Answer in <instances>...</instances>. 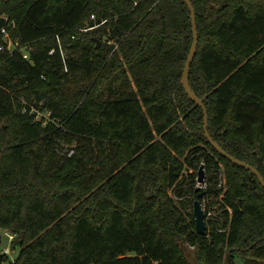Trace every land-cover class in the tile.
<instances>
[{
  "label": "trees",
  "instance_id": "trees-1",
  "mask_svg": "<svg viewBox=\"0 0 264 264\" xmlns=\"http://www.w3.org/2000/svg\"><path fill=\"white\" fill-rule=\"evenodd\" d=\"M191 2L190 84L209 133L264 177V0ZM2 17L30 54L0 50V231L16 236L14 264H193L181 238L195 264H264V188L211 146L182 84V0H0Z\"/></svg>",
  "mask_w": 264,
  "mask_h": 264
},
{
  "label": "water",
  "instance_id": "water-1",
  "mask_svg": "<svg viewBox=\"0 0 264 264\" xmlns=\"http://www.w3.org/2000/svg\"><path fill=\"white\" fill-rule=\"evenodd\" d=\"M187 7L190 10L191 13V20H192V32H193V43L184 67L183 71V77H182V84L183 87L187 93V95L190 97V99L196 103L197 106L201 107L203 109L204 113V129H205V137L207 138L208 142L211 144V146L216 149L224 158L228 159L231 163L251 171L260 181L261 185L264 188V177L262 174L259 172L258 169L255 167L251 166L250 164L241 161L237 159L236 157L232 156L228 152H226L210 135L208 126H209V117H208V112L207 108L204 104V102L198 98L192 91L191 84H190V69H191V64L194 61V58L196 56L197 50H198V45H199V33L197 29V19H196V10L191 2V0H182ZM7 21L6 17L0 18V35H1V29L5 26ZM98 42L97 47L99 48L102 45V42L98 39H95ZM198 183L203 184L205 183V168L202 165L199 169L198 172ZM200 187H197V191H199V199L195 200L194 202V216H195V222H196V231L200 235H205L207 231V223L205 220V213L203 209V205L201 203V199L204 197V193L200 192ZM1 234H0V242H1ZM230 253L228 254V256ZM227 256V258H228ZM227 260V259H226Z\"/></svg>",
  "mask_w": 264,
  "mask_h": 264
},
{
  "label": "built area",
  "instance_id": "built-area-1",
  "mask_svg": "<svg viewBox=\"0 0 264 264\" xmlns=\"http://www.w3.org/2000/svg\"><path fill=\"white\" fill-rule=\"evenodd\" d=\"M93 19H95V16L92 17ZM105 21H103L101 23V25L104 23ZM13 27L14 26V23L13 22H10L8 19L6 21V24L5 26L1 29V35H3V41H4V45L1 46L0 50L1 51H4V50H7L8 52H10L11 54H14L15 52H19L20 54H22V57L25 59V60H30V54L29 52L26 50V45H23V44H20L19 42H13L9 36V32H8V28L9 27ZM92 28H85V29H79L80 31H83V32H86V31H89L91 30ZM72 39H76V36L73 35L72 36ZM59 41V47H60V51L62 53V55H64V52H63V49H62V46H61V43H60V40L58 39ZM54 51H52L50 54H53ZM73 153V151L70 152V155ZM225 185V180L223 178V175H221V180H220V183H219V187H223ZM201 189H206L207 188V183H203V186L200 187ZM214 212V211H213ZM215 213V212H214ZM214 214L212 213V210H210L208 212V217H211L213 216ZM6 234L8 235L10 241H14L15 239V235L11 234L10 232H7L6 231ZM190 248L194 249L193 246H190ZM12 250L10 249H5L4 251H1V254H3L4 256H6L7 258L3 261V262H0V264L4 263V262H9L10 264H14L15 261H11L10 260V253H11Z\"/></svg>",
  "mask_w": 264,
  "mask_h": 264
},
{
  "label": "rangeland",
  "instance_id": "rangeland-1",
  "mask_svg": "<svg viewBox=\"0 0 264 264\" xmlns=\"http://www.w3.org/2000/svg\"><path fill=\"white\" fill-rule=\"evenodd\" d=\"M225 2H226V0H211V4L214 5V6H221ZM202 186H203V184L198 183V187H202ZM169 197L173 198L177 202V205L179 207L181 206V204H178L179 201L174 197V195H173V193L171 191L169 193ZM202 205H203L204 213H206L207 206H208V200L205 199L203 201ZM213 211L214 210H212V213L214 214ZM190 212H191L190 210H184L183 215L186 216V214H188ZM206 223H207V221H206ZM0 234H1V237H2L1 238V242H0V252L4 251L5 249L12 250V241H10L8 235L6 234V231L1 230ZM180 243L183 246V248L186 249L185 250L186 254H187V256H189V259H190L191 263L195 264V262H194V251L195 250L190 248V246L185 241H183L182 238H181V242ZM18 255H19V250L18 249L12 250L11 253H10V260L11 261H15L17 259ZM2 264H10V263L9 262H4ZM237 264H243V261L241 259H238Z\"/></svg>",
  "mask_w": 264,
  "mask_h": 264
}]
</instances>
